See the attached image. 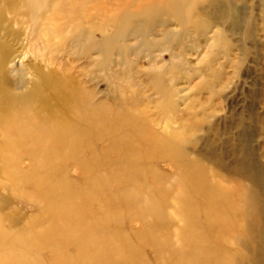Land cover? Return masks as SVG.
I'll use <instances>...</instances> for the list:
<instances>
[{
  "label": "rangeland",
  "instance_id": "rangeland-1",
  "mask_svg": "<svg viewBox=\"0 0 264 264\" xmlns=\"http://www.w3.org/2000/svg\"><path fill=\"white\" fill-rule=\"evenodd\" d=\"M82 247L264 264V0H0V264Z\"/></svg>",
  "mask_w": 264,
  "mask_h": 264
},
{
  "label": "bare ground",
  "instance_id": "bare-ground-1",
  "mask_svg": "<svg viewBox=\"0 0 264 264\" xmlns=\"http://www.w3.org/2000/svg\"><path fill=\"white\" fill-rule=\"evenodd\" d=\"M3 85V83L1 84V86ZM1 95H2V97H3V99H4V102H7V103H9V101H10V99L8 98V97H6V94H5V92H4V90L3 89H1ZM7 109V108H6ZM59 130H66V127H60V129ZM74 234H76V231H75V228L74 227H72V226H70L69 227V230H68V232H66V238H65V240L67 239V238H69V237H71V236H73ZM82 246V245H81ZM81 257L79 258V260H80V262H81V259H83L82 260V263L84 264V263H86V257H85V251H83V247L81 248Z\"/></svg>",
  "mask_w": 264,
  "mask_h": 264
}]
</instances>
